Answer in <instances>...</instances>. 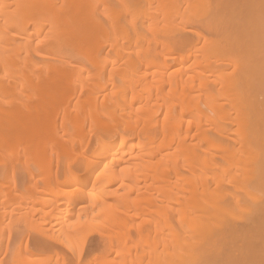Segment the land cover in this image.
<instances>
[{"label":"bare ground","instance_id":"obj_1","mask_svg":"<svg viewBox=\"0 0 264 264\" xmlns=\"http://www.w3.org/2000/svg\"><path fill=\"white\" fill-rule=\"evenodd\" d=\"M116 1L0 0V178L47 176L0 179L4 257L264 264V0Z\"/></svg>","mask_w":264,"mask_h":264},{"label":"rangeland","instance_id":"obj_2","mask_svg":"<svg viewBox=\"0 0 264 264\" xmlns=\"http://www.w3.org/2000/svg\"><path fill=\"white\" fill-rule=\"evenodd\" d=\"M112 2H113L114 4H117V1H116V0H112ZM108 49L110 50V48L107 46L106 49H105V51L109 52ZM111 80H112V81H109V80L106 81V83H108V86L110 85L109 88H112V87H113V84L115 85V84H118V83H119V80H117V79H111ZM103 81L105 82V80H103ZM114 81H115V82L118 81V83H115ZM84 89H85V87H84ZM78 90H79V91H78ZM78 90H77V93H78V92H79V93H78V94L76 93V94H77L78 96H79V95H80V96L78 97V96L75 94L76 96H75V95H74V96L77 97V99L75 98V101H76V100H77V101H80V104H81V100H83L82 98H84V97H83L84 94H83V93L81 94V86L78 88ZM109 94H110V95H109ZM81 96H82V97H81ZM104 96H105V98H104ZM106 96H107V97H106ZM102 97H103V98H102ZM80 98H81V100H80ZM99 98H100V99H98V105H99V104H102L103 101H104V102H108V101H110V100L113 98V96H112V93H110L109 91L105 90V91L101 92V96H100ZM116 100H118V99H116ZM78 103H79V102H78ZM108 105H109V106L111 105V106H110V107H108V106H107V107H104V109H105V108H111L112 110H113V108L115 109V104H114V103H111V104H108ZM112 105H113V107H112ZM128 112H129V108H127L125 114L122 115V116H124V118H125V116H127ZM122 118H123V117H122ZM124 118H123V119H124ZM106 122H108V124L111 123L110 120H108V119L106 120ZM91 130H93V128H90V125L87 126V132H88V134H87V132H86V134H87V135H86L87 139L84 141V144L88 146V147L86 146L87 149H90V148L93 146V143H94V140H95V132H94V131H91ZM67 136L69 137V134H68ZM68 137H66V139H67ZM86 137H85V138H86ZM87 140H88V141H87ZM86 141H87V142H86ZM89 143H90V144H89ZM85 145H84V146H85ZM55 148H57V147H55ZM78 148H79V146H78ZM80 148H81V147H80ZM53 149H54V148H53ZM53 149L51 150L52 152H51V151L48 152V153H50V154H48V155L50 156V158H49V156H47V157L49 158V160H48V159L46 160V158H47V157H46V158H45L46 161H45V160H44V161H45V162H47V161L49 162V161H50V163H51V165H52V167H51V169H52V170H51V171H52V176H55V174H56L57 172L60 173V174L63 172V169H64L65 166H66L65 164L68 163V162H66L67 160L64 159V157L62 156L63 154L61 153L62 151H60V149H58V148H57L56 150H53ZM57 150H58V151H57ZM59 151H60V152H59ZM58 152H59V153H58ZM54 154H56V155H54ZM60 154H61V155H60ZM53 155H54V156H53ZM51 156H52L53 158H52ZM22 158H23V157H22ZM22 158L20 159V163H21V164H20L19 166L22 165L21 167L23 168V169H22L23 171H22V170H21V172L18 171V172H19V173L17 172L18 176L15 175L16 177H13V178H16L15 181L17 180V182H18V180H19V182L21 183V184H20V183H19V184H20L21 186H25V185H26V186H27V185H31V186H32V185H36V182H39L38 187L41 189V188H42V185H41V184L43 183V180H44L45 177H47V176H45L44 174H42L40 171L37 173L38 169H37V167H36V165H35V163H34L33 160H28V159L26 160V158H25V159H24V158L22 159ZM59 159H60V160H59ZM21 160H22V161H21ZM24 160H25V161H24ZM64 160H65V161H64ZM8 161H10V160H8ZM23 162H24L25 165L23 164ZM31 162H32V163H31ZM64 162H65V163H64ZM52 163H53V164H52ZM61 164H62V166H60ZM29 165H30L31 167H30ZM24 166H25V167H24ZM33 166H35V167H33ZM21 167H18V169H21ZM29 167H30L31 169H30ZM32 167H33V168H32ZM62 167H64V168L62 169ZM26 168H28L30 171H29L28 169H26ZM35 168H36V169H35ZM59 168H60V172H59ZM25 169H26V170H25ZM31 170H33V171H32L33 173L31 172ZM35 170H36V171H35ZM28 171H29V172H28ZM27 172H28V173H27ZM34 172H35V175H34ZM31 173H32V174H31ZM36 173H37V174H36ZM39 173H41L42 175L39 174ZM54 173H55V174H54ZM27 174H28V175H27ZM29 174L31 175V177H32V175H33L32 179H33V180L35 179L34 181L30 178V175H29ZM38 174H39L40 176H39ZM60 174H59V175H60ZM36 175H37V176H36ZM8 177H9V179H13V178H11V175H9ZM8 177H4V178H0V179H1V181H5L4 179H5V178L7 179ZM18 177H19V178H18ZM95 177H96V176H95ZM95 177H94V178H95ZM17 178H18V179H17ZM94 178H92V180H91L92 183H89V185H88V189H89V187H90L91 184H93V186H94V184H95V183H94L95 181H93V180H95ZM28 179H29V180H28ZM30 179H31V182H30ZM21 180H23V181H21ZM1 181H0V183H1ZM26 181H27V182H26ZM24 182H25L26 184H25ZM29 182H30V184H29ZM27 183H28V184H27ZM40 183H41V184H40ZM3 185H4L5 187H8L7 185H9V184H5V182L1 183L0 186L3 187V188L0 187L1 189H4V188H5ZM40 185H41V186H40ZM93 186L91 185L90 188H92ZM96 186H97V183L95 184V187H96ZM93 188H94V187H93ZM1 189H0V190H1ZM40 189H39V190H40ZM18 192H19V191H18ZM18 192H17V193H18ZM19 193H20V192H19ZM1 196H3V195H1ZM1 196H0V197H1ZM2 198H3V197H2ZM2 198H0V199H2ZM4 217H5V215L3 216V219H4V222H5V223H4L3 227H2V228L4 229V230H2V233H3V232H4V233L6 232V234L4 235V233H3V234L1 235V239H2V236H4V238H3L4 242H3V244L1 243L2 246H3V248L0 246V248L2 249V250L0 249V263L3 264V261H4V264H7V263L9 264V262H10V261H8L9 257L7 258L6 255H5V257H4V253H5L6 249H7V247H11V246L13 245L12 243H13V241H15L14 238H16L17 236H19L20 234H18V233L15 234V232H16L15 230H16V228H17V227L15 228V225H16V223H18V222L15 220L16 223H14V222H13L14 219H13L12 221H10V219H9L8 216H7L8 218L6 217V219H5ZM14 217H17V216H14ZM8 221H9V222H8ZM7 222H8V223H7ZM11 224H12V227H11ZM19 224H20V223H19ZM19 224H17L16 226H19ZM8 225H9V226H8ZM5 227H6V228H5ZM31 227H32V228H31ZM23 228L26 229L27 227H26V228L23 227ZM30 228H31V229H30ZM30 228H29V230H28V228H27L25 231L23 230V232H22V233H23L22 235H24V242H25L24 246L26 245V241H27V240H28V241H27L28 244L31 245V243L33 244V243L35 242L36 236H37V238H38V236H39L38 239L41 238L40 235H38V234H40L39 230L41 229V226H38V227L35 229V227H34L33 225H30ZM5 229H6V230H5ZM13 229H14V230H13ZM32 229H33V230H32ZM34 229H35V230H34ZM7 230H8V232H7ZM27 230H28V231H27ZM30 230H31V231H30ZM36 230H37V231H36ZM12 231H14V233H13ZM29 231H30V232H29ZM10 232H11V234H10V236H9L8 233H10ZM32 232H33V233H32ZM12 233H13V235H12ZM97 233H99V232H97ZM30 234H31V235H30ZM33 234H34V235H33ZM95 234H96V233L91 234V235H93V236L90 237V238H91V243H89V245H87V249H90V248L92 247V245H93V244H92L93 239L96 240L97 238L100 239V237H103V236H101V233H99V235H98V234L95 235ZM25 235H26V236H25ZM94 235H95V236H94ZM103 235H105V234H103ZM29 236L32 237V238L30 237L32 242L30 241ZM97 236H98V237H97ZM99 236H100V237H99ZM5 237H6V238H5ZM7 237H8V238H7ZM9 237H10V238H9ZM26 238H27V239H26ZM33 238H35V239H33ZM9 239H10V240H9ZM38 239H36V240H38ZM98 239H97L96 241L93 242V243H94V246H93L92 248H95V244H96V242L101 243V242H104V240L106 241L105 238L100 239V240H102V241H99ZM3 240H2V241H3ZM33 240H34V242H33ZM0 242H1V241H0ZM6 242H7V243H6ZM30 242H31V243H30ZM8 243L11 244V245H9ZM8 245H9V246H8ZM30 245H28L29 254H30V253H31V254L33 253L34 255L39 256V254L37 253L38 250H37V248L34 246V244H33V246H32V245L30 246ZM90 245H91V247H90ZM88 246H89V247H88ZM30 248H31V249H30ZM34 248H35L36 250H35ZM87 249H86V250H87ZM30 250H31L32 252H31ZM2 251H3L4 253H3ZM87 251H88V250H87ZM94 253H95V251L93 252V254H94ZM37 254H38V255H37ZM88 254H89V253H88ZM88 254H87L86 256L84 255L85 257L83 258V260L80 261L81 264H85V263H86V264H87V263L89 264V258H90L91 255H90V254L88 255ZM69 256H70V257H69ZM71 256H72V255H67V256H66V260L68 259V262H69V263L73 262V264H78V263H75V262H76V255L73 256V257L75 258V260H74V258L71 257ZM1 257H2V258H1ZM3 257H4V258H3ZM88 257H89V258H88ZM69 258H70V261H69ZM1 259H3V260H1ZM53 259H54V258H53ZM71 259H72V260H71ZM7 261H8V262H7ZM53 261H56V258H55ZM86 261H87V262H86ZM5 262H6V263H5ZM66 262H67V261H66Z\"/></svg>","mask_w":264,"mask_h":264}]
</instances>
